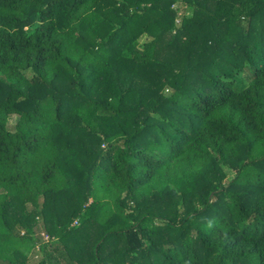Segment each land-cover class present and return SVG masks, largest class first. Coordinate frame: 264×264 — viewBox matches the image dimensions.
<instances>
[{
  "label": "trees",
  "instance_id": "1",
  "mask_svg": "<svg viewBox=\"0 0 264 264\" xmlns=\"http://www.w3.org/2000/svg\"><path fill=\"white\" fill-rule=\"evenodd\" d=\"M38 252L264 264V0H0V264Z\"/></svg>",
  "mask_w": 264,
  "mask_h": 264
},
{
  "label": "rangeland",
  "instance_id": "2",
  "mask_svg": "<svg viewBox=\"0 0 264 264\" xmlns=\"http://www.w3.org/2000/svg\"><path fill=\"white\" fill-rule=\"evenodd\" d=\"M172 36H174V34L169 35L170 38H172ZM175 47H176V50H177V53L178 54L174 55V60H177V61L178 60H182L184 58V49L188 52L187 45L186 44H183L181 42V43L175 44ZM15 122H16V117H13L11 119V122L9 123V127L12 128L14 126ZM36 219L38 220V218H36ZM40 229H41V224L39 226V231H37V233H40V235H43V233L45 234V231L44 230H40ZM47 238L48 237L45 236V240ZM40 259H41V255L39 254V252L38 253H33L32 255H30V258H29V262L28 263L29 264H39Z\"/></svg>",
  "mask_w": 264,
  "mask_h": 264
}]
</instances>
